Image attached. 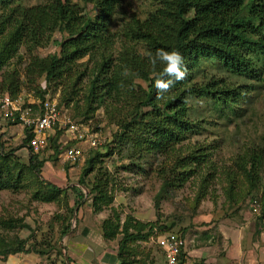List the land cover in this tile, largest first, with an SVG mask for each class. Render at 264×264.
Here are the masks:
<instances>
[{"label":"rangeland","instance_id":"obj_1","mask_svg":"<svg viewBox=\"0 0 264 264\" xmlns=\"http://www.w3.org/2000/svg\"><path fill=\"white\" fill-rule=\"evenodd\" d=\"M69 1L82 15L92 18L96 14L94 0ZM49 2L11 1L0 4V13L16 3ZM154 5L155 0L118 1L110 17L109 32L117 33L111 61H117L124 50L146 53L142 41L126 40L120 33L127 20L142 19ZM2 26L0 45L10 30ZM69 37L56 29L32 54L57 55L59 44ZM247 54L261 69V80L230 76L217 72L212 61L201 62L197 75L213 74L230 87L245 85V96L229 111L213 109L209 101L191 97L188 115L193 127L170 147L152 151L148 141L153 137L144 139L140 131L120 125L127 121L131 106L113 99L99 104L87 97L92 69L100 61L98 53L84 54L70 70L61 71L63 77L49 81L44 73L25 76L26 48L19 44L2 58L0 94L24 105L31 103L26 106L34 116L42 112L43 104L54 108L55 121L45 132L43 146L31 150L41 161L36 174L27 161L30 148L24 140L29 131L0 112V249L22 244L65 264L61 230L67 227V232H74L84 217L88 227L100 233L104 221L115 226L108 240L115 254L123 236L136 235L123 242L121 257L127 264H163L156 238L171 232L183 240L176 264L186 259L187 264H203L207 258L219 263L220 258L226 259L227 249L232 256L251 249L262 255L264 218L259 215L264 165L256 171L258 179L252 185L241 157L246 159L253 149L264 150V55ZM131 81L146 88L142 79L132 77ZM69 147L79 151L73 162L63 156ZM48 183L62 190L53 192ZM74 185L82 189L80 200L71 189ZM76 208L79 211L74 214Z\"/></svg>","mask_w":264,"mask_h":264},{"label":"trees","instance_id":"obj_2","mask_svg":"<svg viewBox=\"0 0 264 264\" xmlns=\"http://www.w3.org/2000/svg\"><path fill=\"white\" fill-rule=\"evenodd\" d=\"M11 1L18 0H0V4L6 5ZM118 1L94 0L96 14L92 18L82 15L80 8L69 0H50L47 4L30 6L16 3L7 7L0 13V32L4 30L2 24L10 28L0 45V64L3 57L22 44L27 54L25 76L32 78L44 73V77L51 81L63 77L61 71L70 70L75 60L84 54L98 53L100 61L92 69L87 97L90 101L97 100L99 104L113 99L115 103L122 100L131 106L127 121L120 125L127 130L135 129L137 133L140 131L145 135L144 139L153 137L146 140L152 151L164 145L170 147L193 127L188 115L191 97L209 101L213 109L229 111L239 98L245 96V85L230 87L222 84V79L216 80L213 74L209 77L206 73L197 75L201 62L212 61L217 72L222 71L230 76L248 81L261 80V69L255 67L247 53L264 55V0H155V5L142 19L131 17L120 33L126 40L142 41L146 53L124 50L117 61H111L117 33L109 32L110 17ZM56 29L64 30L70 36L59 44V53L44 58L33 55L34 47L47 41ZM158 49L179 51L184 58L183 66L187 69L186 77L174 81L169 91L160 98L156 79L174 78L163 75L164 64L157 62L153 65L150 62L148 53L154 55ZM132 77L147 82L146 88L135 86ZM144 108L147 110L144 111ZM30 137L31 134L26 133V144ZM27 161L28 167L38 174L41 161L37 160L31 149ZM241 163L247 169L246 176L253 185L258 179L256 171L264 165V150L253 149L246 159L241 157ZM86 171H89L88 167ZM48 188L53 192L62 190L50 183ZM71 189L76 191V198L80 200L82 189L76 185ZM261 195L259 219L264 217V188ZM114 227L104 221L101 237L106 241L112 238ZM66 231L67 227L61 230V235ZM123 237L115 251L118 264H127L128 261L121 257L126 246L123 242L136 235L130 234L127 239ZM22 250V244L15 248L3 246L0 255Z\"/></svg>","mask_w":264,"mask_h":264},{"label":"crops","instance_id":"obj_3","mask_svg":"<svg viewBox=\"0 0 264 264\" xmlns=\"http://www.w3.org/2000/svg\"><path fill=\"white\" fill-rule=\"evenodd\" d=\"M77 211H79V208L75 209L74 214H76ZM88 226V219L83 217L79 222V229L77 228L74 232L66 231V233L62 235L64 238L62 243L63 262L65 264H118L111 243L104 240L98 230H94ZM80 228H82V230L84 229V232H82V230L80 231ZM235 242H237V240H235ZM251 251L241 252L240 254L232 256L228 254L227 249L226 252H224L226 259L220 258V262L217 263L216 258H213V263H211L207 258L204 260L203 264H264V253L260 255L259 253L253 252L254 249H251ZM257 254H259V256ZM238 255H240V257ZM236 258H238V260ZM187 263L188 260L186 259L184 264ZM0 264L61 263L57 258L47 257L45 252L41 250L29 251L24 246V250L22 251L0 255Z\"/></svg>","mask_w":264,"mask_h":264},{"label":"built area","instance_id":"obj_4","mask_svg":"<svg viewBox=\"0 0 264 264\" xmlns=\"http://www.w3.org/2000/svg\"><path fill=\"white\" fill-rule=\"evenodd\" d=\"M5 95L0 94L1 115L9 120L15 119L17 123L22 124L29 131L31 137L28 140L27 147L31 150L42 147L45 142V132L55 121L54 108L49 109L43 104L42 112L40 110L41 113L34 116V111L30 108V106H33L31 103H26V105H30L26 106L17 98L13 99ZM78 155L79 151L74 147L63 150V156L69 162L76 160ZM156 244L164 256L163 264H176V256L183 245L182 238L171 232L157 236Z\"/></svg>","mask_w":264,"mask_h":264},{"label":"clouds","instance_id":"obj_5","mask_svg":"<svg viewBox=\"0 0 264 264\" xmlns=\"http://www.w3.org/2000/svg\"><path fill=\"white\" fill-rule=\"evenodd\" d=\"M148 57L153 65L157 62L164 64L163 75L174 78V80H164L163 78L156 79L155 85L158 92V98H160L163 93L169 91L174 81H180L186 77L187 69L183 66L184 58L179 51L158 49L154 55L148 53Z\"/></svg>","mask_w":264,"mask_h":264}]
</instances>
